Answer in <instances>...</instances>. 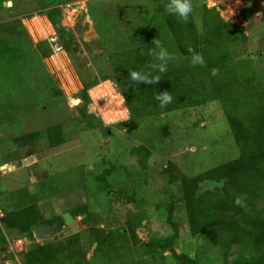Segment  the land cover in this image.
<instances>
[{
	"label": "rangeland",
	"instance_id": "rangeland-1",
	"mask_svg": "<svg viewBox=\"0 0 264 264\" xmlns=\"http://www.w3.org/2000/svg\"><path fill=\"white\" fill-rule=\"evenodd\" d=\"M3 1L6 0H0V167L5 165L14 170H0V209L10 211L32 205L41 217L49 218L67 212L76 214L84 206L89 214L77 215L74 222L80 225L76 233L80 251L90 264L96 244L89 228L97 225L106 233L123 228L126 213L132 208L118 198L117 189L145 200L146 217L136 229L141 241L168 235L171 230L164 222L163 210L154 208L155 204L181 195L178 186L167 182L172 173L168 164L193 177L238 156L220 103L209 101L193 109L143 119L128 114L127 119L116 124L103 125L100 120L101 128L86 126L78 110L82 106L79 97L82 81L99 79L102 74L113 76L108 58L134 47L139 38L136 28L144 18L155 9H170L174 2L7 0L4 6ZM190 3L199 32L198 15L203 4L215 8L224 21L242 27L248 40L238 47V55L251 59L253 70L264 74V0H190ZM242 9L250 22L240 16ZM56 10L59 14L53 13ZM48 13L64 33L73 35L77 46L72 45V50L76 49L72 56L67 53L61 56L65 68H59L48 57L44 59L36 50L41 26L49 31L52 27L60 43L61 34L53 28ZM155 23L151 21L148 28ZM164 33L158 32L157 36L163 37ZM6 49H11L10 55ZM55 89L59 94L53 93ZM246 94L253 92L242 93L241 100L247 99ZM100 97L96 94V98ZM76 99L77 105L70 103ZM94 108V102L89 101L87 114L102 119L105 112H95ZM54 126L60 127L64 135L63 142L55 146L46 138V129ZM31 132L39 133L35 143L15 145L16 138ZM138 146L150 152L144 171L138 169L137 156L131 154ZM31 158L35 163L21 166L22 161ZM111 165L114 172L108 183L114 191L105 198L96 178ZM126 170L134 174L126 175ZM32 177L36 180L32 181ZM173 217L179 232L174 245L177 254L197 256L205 264H225L220 248L190 235L181 203L176 205ZM6 234L9 233L0 222V238L6 236L10 243L6 253L0 252V264H19L22 257L16 253L20 244L13 245L11 241L20 236ZM67 243L68 240L62 239L53 246L63 251ZM22 247L23 250L25 246ZM70 248L57 256L56 264H73ZM162 256L164 260L154 259L155 264H175L169 252ZM94 261V264H107L105 260Z\"/></svg>",
	"mask_w": 264,
	"mask_h": 264
},
{
	"label": "trees",
	"instance_id": "trees-1",
	"mask_svg": "<svg viewBox=\"0 0 264 264\" xmlns=\"http://www.w3.org/2000/svg\"><path fill=\"white\" fill-rule=\"evenodd\" d=\"M171 1L174 4L170 9H155L153 14L144 18L136 28L139 38L134 47L108 58L113 76L102 74L99 79L82 81L80 118L90 128H101L99 120L87 114V90L105 79L115 82L129 115L135 119L193 109L216 100L222 107L238 156L193 177L185 176L178 167L168 164L172 173L167 182L178 186L181 195L163 204H155L154 208L163 210L164 222L171 231L146 242L136 234L146 217L145 200L117 189L118 198L132 208L126 213L123 228L107 233L97 225L89 228L90 237L96 244L91 264L96 259L105 260L107 264H155L154 259L164 260V252L170 253L175 264H205L197 256L177 254L174 250L179 232L173 213L178 203L184 209L190 235L220 248L225 264H264V74L253 70L251 59L238 55V47L248 40L242 27L224 21L215 8L203 4L198 15L199 32L192 11L185 20L177 8L178 0ZM59 12L53 11L55 14ZM239 14L250 22L243 9ZM48 15L53 28L61 34V45L72 56L76 50H72L75 44L73 35L64 33L51 13ZM153 20L156 23L150 29L148 25ZM158 32H165V36H157ZM28 43L31 46L30 40ZM36 50L44 59L50 54L45 42L38 43ZM6 52L10 55L11 49ZM198 54L204 60L203 67L193 60ZM213 68L218 70L215 76L210 75ZM130 72H137L142 78L132 79ZM248 91L253 94H246L247 99L241 100L242 93ZM164 92L172 97L170 101H164L162 95L156 99ZM53 93L59 94V91L55 89ZM38 135V132H31L16 138L14 143L18 147L29 146L37 141ZM46 138L55 146L63 142L64 135L60 127L54 126L46 129ZM131 154L137 156L138 169L146 170L150 157L148 149L138 146ZM113 172L114 166L111 165L96 178L105 198L114 191L108 183ZM125 172L130 176L134 174L129 170ZM237 197L246 210L234 204ZM8 210L2 208L1 218L9 233L6 235L32 240L33 229L42 221L38 210L32 205ZM89 212L83 206L76 214L70 212V215L75 218ZM53 220L58 222L57 230L65 225L60 215ZM66 240L65 248L72 246L69 258L73 264H90L80 251L78 234ZM7 244L6 236H2L1 253L8 251ZM53 244L35 245L22 256L20 264H56L55 259L66 249L59 251Z\"/></svg>",
	"mask_w": 264,
	"mask_h": 264
},
{
	"label": "built area",
	"instance_id": "built-area-1",
	"mask_svg": "<svg viewBox=\"0 0 264 264\" xmlns=\"http://www.w3.org/2000/svg\"><path fill=\"white\" fill-rule=\"evenodd\" d=\"M39 35H40V37H39ZM39 35H38V37L40 38V41H38V42L39 43L45 42L50 49V54L48 56V59H51L50 61H53V63L58 65L59 68L64 67L61 56L66 55V51L63 48V46L58 42V38L56 37L54 29H52V27H51V31H49V29H47V27L45 28V27L41 26V31H40ZM64 68H63V70H64ZM60 71H61V69H60ZM104 81H110V80H108V79L99 80L96 84H94L93 86H91L87 90V95H88L89 101H92L95 104L94 111L99 112V113H101V112H118V111H123L124 109H127V107L125 105L124 98L121 95V93L118 91L117 87H115L116 85L114 86L115 91L113 94L115 95L116 93H118L119 96L123 98V103L120 104L119 106L116 105L115 101L112 99L111 96L100 94V91H104L103 85L101 86V84H103ZM111 84H113V83L111 82ZM97 86H100V91H97ZM90 89L92 92L91 95L89 93ZM96 94H100L101 97L96 98ZM101 98H103L104 100H102V102H99V104H97V101ZM101 104H102V106L99 107V105H101ZM127 114H129L128 110H127ZM123 120H125V119H120V120L116 121L115 123H110V124L120 123ZM99 121L103 125H109V124H105L102 119H99ZM0 217H1V213H0ZM18 243L21 246L22 240H20V239L17 240L16 242H14V245H16Z\"/></svg>",
	"mask_w": 264,
	"mask_h": 264
},
{
	"label": "clouds",
	"instance_id": "clouds-1",
	"mask_svg": "<svg viewBox=\"0 0 264 264\" xmlns=\"http://www.w3.org/2000/svg\"><path fill=\"white\" fill-rule=\"evenodd\" d=\"M3 2H4L3 4H6L7 0L3 1ZM177 8L179 9L180 15L185 20H187L189 14L192 11V6H191V3H190V0H178ZM70 17H71V12L69 13V19H70ZM191 51H192V49H189V52H191ZM193 60H194V62L198 63L201 67L204 66V60H203L201 55H199V54L196 55L195 57H193ZM217 71L218 70L216 68L211 69L210 75L215 76L217 74ZM129 75H130V77L132 79H140V78H142V77H139L137 72H130ZM103 89H104V91H100V86H97V91H100V94H102V95L111 96L112 99L115 101L117 106H119L120 104L123 103V98L120 97L118 93H116L115 95L113 94L115 90L111 86V81H104L103 82ZM91 94H92V92L90 91V95ZM161 95H162L164 101H170L172 99V97L167 92H164V93L158 95L156 97V99L159 100L161 98ZM127 115H128L127 114V109H124L123 111H118V112H105V113L102 114V120H103V122L105 124H110V123H115L116 121H118L120 119H127ZM233 202H234V204L239 205V206L243 207L246 210V206L241 205L240 199L238 197L235 198ZM0 218H2V213H1V217ZM19 239L22 240V241H26L27 240L26 237L20 236V238H16L15 240H12L11 242L14 245V242H16ZM7 243H8V246L10 248V243L8 241H7ZM17 257H19V256H17ZM18 263L20 264V262H18Z\"/></svg>",
	"mask_w": 264,
	"mask_h": 264
},
{
	"label": "water",
	"instance_id": "water-1",
	"mask_svg": "<svg viewBox=\"0 0 264 264\" xmlns=\"http://www.w3.org/2000/svg\"><path fill=\"white\" fill-rule=\"evenodd\" d=\"M8 7L11 6V2H8ZM4 6L6 4H3ZM71 104L77 105L79 103V100H70ZM31 162L29 161H22L21 166L29 165ZM10 172L11 170H14V167H6L5 165H2L0 167V170L3 171L5 170ZM36 180L34 177H32V181ZM62 220L64 221L65 225L67 226V229L65 231L59 232L58 234L54 235L52 232V229L47 226L40 224L36 228L33 229L32 235L35 239L41 241L42 245H47L51 242L58 241L60 239L66 238L73 233H77L80 229V225H77V223L74 222L72 216L67 212L62 214ZM34 249L33 245L27 246L24 250L20 251L17 253V256L21 257L22 255L30 252L31 250Z\"/></svg>",
	"mask_w": 264,
	"mask_h": 264
},
{
	"label": "flooded vegetation",
	"instance_id": "flooded-vegetation-1",
	"mask_svg": "<svg viewBox=\"0 0 264 264\" xmlns=\"http://www.w3.org/2000/svg\"><path fill=\"white\" fill-rule=\"evenodd\" d=\"M25 162L26 161H29V162H31L29 165H25V166H23V167H30L31 165H32V163H35L34 161H35V159L34 158H31L30 160H24ZM2 194H0V196H1ZM2 210L0 209V212H1ZM2 213V212H1ZM60 216H62V214L60 215ZM56 217V216H55ZM40 218H41V223L40 224H43V225H47V226H49L51 229H52V232H53V234L54 235H56V234H58L59 232H62V231H65L66 229H67V227H66V225H63L62 227H61V229L60 230H57V224H58V222H56V221H54L53 219H54V216H51V217H49V218H43V217H41L40 216ZM73 220H74V218H73ZM0 222H2V219H0ZM39 224V225H40ZM39 225H37V226H39ZM74 234H76V233H73L72 235H74ZM72 235H70V236H72ZM70 236H68V237H70ZM67 238V237H66ZM66 238H63V239H66ZM60 240H62V239H60ZM60 240H58V241H60ZM58 241H55V242H51V243H49V244H52V243H57ZM25 242H27V243H29L28 245L27 244H25ZM25 245V248L27 247V246H29V245H33V246H35V245H42L41 244V241H39V240H37V239H35L34 237H33V239L32 240H26V241H22V244H21V246L18 248V252H20V251H22V246H24ZM48 245V244H47ZM24 248V249H25ZM23 249V250H24ZM17 252V253H18ZM23 256V255H22ZM21 256V257H22Z\"/></svg>",
	"mask_w": 264,
	"mask_h": 264
}]
</instances>
